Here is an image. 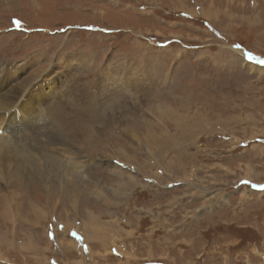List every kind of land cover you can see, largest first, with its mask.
<instances>
[{"label":"rangeland","instance_id":"374dc122","mask_svg":"<svg viewBox=\"0 0 264 264\" xmlns=\"http://www.w3.org/2000/svg\"><path fill=\"white\" fill-rule=\"evenodd\" d=\"M34 59L0 129L40 112L63 60L85 66L54 99L96 103L34 122L67 150L0 151V264H264V0H0L4 103ZM115 59L137 76L122 88Z\"/></svg>","mask_w":264,"mask_h":264},{"label":"bare ground","instance_id":"6f19581e","mask_svg":"<svg viewBox=\"0 0 264 264\" xmlns=\"http://www.w3.org/2000/svg\"><path fill=\"white\" fill-rule=\"evenodd\" d=\"M1 1H3V0H1ZM7 1H13V0H7ZM94 12V11H93ZM71 60L72 59H67V60H63L62 62H61V65L60 66H58V69H60V70H58V72H56L57 73V75H53L51 78H47L45 81H44V83H43V85H45L44 87H41L40 88V90H38L37 92L35 91V90H31V93H32V99H33V101H34V99L37 97V102H38V106L40 107V109H42V110H44V109H46L47 110V112H49L51 115L52 114H56V113H58L59 111V107H58V105L56 106V104H57V99L58 98H56V99H54L55 97H56V95L55 94H58L59 93V91L61 90V88L63 87V88H65V93L66 94H71V90H72V83L71 82H69L68 81V79L66 80V82H62V81H64L65 80V77L68 75V73H69V76L70 77H75V75L76 76H78L77 74H81V71H82V69L84 68V66H85V62H82L81 64H80V67H72L73 65H72V62H71ZM33 61L35 62V59L34 60H31V61H28V62H26V63H22V64H20V65H15V66H11V69H10V72L9 73H14V78H15V82H13V84L11 85V86H9V89H10V91H9V93H8V95H6V100L8 99L9 101L8 102H5L4 103V101L2 100V99H0V112H1V110L2 111H4L3 109L5 108V106H7L6 107V110H10V108L14 105V104H12V99H14V98H17V97H19L20 95H21V91H22V89H26V84H27V82H29L26 78H25V76H22V70L24 69V67H25V65H27V64H30V65H32L33 64ZM74 61H75V59H74ZM77 62V61H76ZM79 62V61H78ZM80 63V62H79ZM0 64L2 65L3 63L2 62H0ZM126 65V64H125ZM35 66V65H34ZM106 66L108 67V68H106L105 69V83L108 81V78H111V70L114 72V73H116L117 75L116 76H118V73L120 74V73H126V71H128V68L125 66L124 67V64H123V62L121 61V60H118V59H115L114 60V62L113 63H111V65H109V63L108 64H106ZM2 67V66H1ZM51 69V68H50ZM50 69H47V70H50ZM34 70V69H33ZM32 70V71H33ZM35 71V70H34ZM53 71V70H52ZM4 72V71H3ZM59 72H60V74H59ZM68 72V73H67ZM75 72V73H74ZM5 73V72H4ZM50 73V71H48V73H47V71L45 70V73L43 74V76H47V75H50L49 74ZM127 73H129V74H132V72H130V70L127 72ZM126 73V74H127ZM59 74V75H58ZM7 75H9V74H7ZM29 75V74H28ZM27 75V76H28ZM121 75V74H120ZM86 76V75H85ZM124 76V75H123ZM53 77H55V79H53ZM137 77V76H136ZM29 78V77H28ZM84 78V77H83ZM42 79V78H41ZM97 79V78H96ZM95 79V80H96ZM37 80V79H36ZM43 80V79H42ZM135 80V79H134ZM86 81H88V80H86ZM86 81H84V82H80L83 86H82V88H83V91L85 92V89H86V86H85V84H86ZM116 81V80H115ZM130 81V80H129ZM138 81V80H137ZM117 82V84H118V81H116ZM31 83H33V82H31ZM78 82H75V84H77ZM137 83V82H136ZM10 84V83H9ZM99 84H100V86H101V84L103 85V80L102 79H100L99 80ZM127 84V83H126ZM138 84V83H137ZM6 85V84H5ZM86 85H88V84H86ZM132 85V84H131ZM136 85V84H135ZM29 86V85H28ZM30 87H32V86H30ZM88 87V86H87ZM133 87V86H132ZM102 88V87H101ZM104 88V87H103ZM107 88V87H106ZM137 88V87H136ZM1 89V88H0ZM99 89V88H98ZM118 89V88H117ZM82 90V89H81ZM102 90V89H101ZM106 90V89H105ZM114 90H116V89H114ZM125 90V89H124ZM107 91V90H106ZM104 92V91H103ZM115 92V91H114ZM74 93H76V92H74ZM79 94L80 95H82L81 93H80V91H79ZM118 94V93H117ZM3 95H5V94H3ZM106 95H109V96H112L113 94H109V92H107L106 93ZM1 96V95H0ZM38 96H39V98H38ZM67 96V95H66ZM71 96V95H70ZM73 96H75L74 94H73ZM83 96V95H82ZM120 96H122V95H120ZM2 97V96H1ZM58 97V96H57ZM69 98V97H68ZM96 98V97H95ZM54 99V100H53ZM16 100V99H15ZM72 100V99H71ZM20 101V100H19ZM73 101V100H72ZM99 103V102H98ZM112 103V102H111ZM110 103V104H111ZM48 104V105H47ZM24 106V105H23ZM46 106V107H45ZM34 107V106H33ZM36 107V106H35ZM15 108H16V105H14V107H13V110L14 111H16L15 110ZM18 111V110H17ZM12 112V111H11ZM11 112L9 113V114H11ZM45 112V111H44ZM97 112V111H96ZM49 113H47V114H49ZM3 116L4 115H2V113H1V115H0V128H1V123H2V121H3ZM19 116V115H18ZM28 116V115H27ZM10 117H13L14 119H15V117L14 116H12V115H10ZM17 117V116H16ZM51 117V116H50ZM5 118V117H4ZM52 118V117H51ZM50 118V119H51ZM53 119H51V121H52ZM38 120L37 119H35L34 121H33V124H34V122H37ZM46 121V119H44V122ZM39 122V121H38ZM41 123H43V122H41ZM55 124H54V127H52L51 129L53 130V135L54 136H56V138H55V140H58V136L57 135H59V133H57V132H59V131H57V128H58V126H56V124H58V123H56V122H54ZM51 124H52V122H51ZM80 124H83V123H81V121H80ZM5 126V125H4ZM15 126H16V124H15ZM25 126H27V125H25ZM40 126V125H39ZM45 126V125H44ZM67 127V126H66ZM5 128V127H4ZM43 128V127H42ZM59 128H61V127H59ZM45 129H49L50 130V126L48 127V128H45ZM62 129V128H61ZM3 130H5L6 131V129H3ZM7 133H9L8 131H6ZM12 133V132H11ZM45 133H47V132H45ZM64 133V132H63ZM5 135H6V133H5ZM1 137V136H0ZM2 138V137H1ZM12 142H15L16 143V140L15 139H13L11 136L9 137V139H7V140H5V141H3V143L0 145V151L1 152H5V153H7V154H11V155H16L15 153L16 152H12V151H10V149H12L13 148V146H11V143ZM38 144L39 143H36V146L35 147H37L38 146ZM12 145H14V143L12 144ZM17 146V145H16ZM39 146H40V144H39ZM41 147V146H40ZM33 149H34V147H33ZM34 152V151H33ZM37 152V151H36ZM2 154V153H1ZM30 154V153H29ZM35 154V153H34ZM34 154H33V156H34ZM35 155H37V156H39V153H37V154H35ZM9 156V155H8ZM52 158V157H51ZM24 159V158H23ZM27 159V158H26ZM14 160V159H13ZM12 160V161H13ZM31 161H32V159L30 160V163H31ZM50 161V160H49ZM15 163V162H14ZM9 165V164H8ZM21 165L22 164H20V163H16V164H13V167H12V170H11V173L9 174V176H11L12 175V172H14L15 174L16 173H21L22 171H20V170H22L21 169ZM24 165V164H23ZM22 165V166H23ZM8 167V166H7ZM38 167H39V165H38ZM49 168V167H48ZM24 169V168H23ZM48 170V169H47ZM39 173H41L40 171H39ZM1 174V173H0ZM14 174V175H15ZM42 174V173H41ZM46 174V173H45ZM38 175V174H37ZM48 175V174H47ZM23 176V175H22ZM39 176V178H40V176L41 175H38ZM4 177V176H3ZM47 181H48V179L45 181V182H43L41 179H39V183H40V185L41 184H48L47 183ZM12 212V211H11Z\"/></svg>","mask_w":264,"mask_h":264},{"label":"crops","instance_id":"0c3cea01","mask_svg":"<svg viewBox=\"0 0 264 264\" xmlns=\"http://www.w3.org/2000/svg\"><path fill=\"white\" fill-rule=\"evenodd\" d=\"M111 73H112V71H111Z\"/></svg>","mask_w":264,"mask_h":264}]
</instances>
